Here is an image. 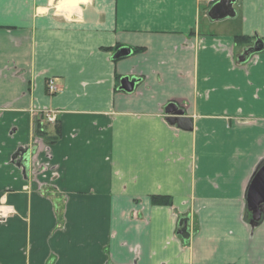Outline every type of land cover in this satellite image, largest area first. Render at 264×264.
<instances>
[{"label": "crops", "instance_id": "1", "mask_svg": "<svg viewBox=\"0 0 264 264\" xmlns=\"http://www.w3.org/2000/svg\"><path fill=\"white\" fill-rule=\"evenodd\" d=\"M72 1L0 0V264H264V0Z\"/></svg>", "mask_w": 264, "mask_h": 264}, {"label": "water", "instance_id": "2", "mask_svg": "<svg viewBox=\"0 0 264 264\" xmlns=\"http://www.w3.org/2000/svg\"><path fill=\"white\" fill-rule=\"evenodd\" d=\"M237 0H220L214 4L208 15L212 20H220L228 17H235L237 11L234 8V4ZM264 51V39L256 37L254 44L247 47L242 54L238 56L240 62H246L250 57L255 54ZM132 53L129 47H121L115 53L114 58H121L128 56ZM138 78L133 76H125L120 80V89L132 92L138 82ZM166 113L169 115L168 121L172 124L178 123L180 127L185 130H191L193 128V121L186 116L184 109L180 108L176 103H170L166 107ZM247 203L249 209L253 212V219L259 222L262 219L264 213V165L256 172L254 178L248 189ZM182 226L180 233L184 238L189 237L188 228L185 220L180 221Z\"/></svg>", "mask_w": 264, "mask_h": 264}, {"label": "trees", "instance_id": "3", "mask_svg": "<svg viewBox=\"0 0 264 264\" xmlns=\"http://www.w3.org/2000/svg\"><path fill=\"white\" fill-rule=\"evenodd\" d=\"M254 41V37H250V36H244V35H236L235 36V42L237 45H251L252 42ZM141 49H136V51H140ZM38 132H41L42 135L45 136V132H43L42 130H40V128L43 126L42 124L39 123L38 125ZM41 126V127H40ZM58 136V135H57ZM57 136H49L47 137L48 141H55L57 139ZM152 202L156 205H172V199L169 196H165V195H155L152 197Z\"/></svg>", "mask_w": 264, "mask_h": 264}, {"label": "built area", "instance_id": "4", "mask_svg": "<svg viewBox=\"0 0 264 264\" xmlns=\"http://www.w3.org/2000/svg\"><path fill=\"white\" fill-rule=\"evenodd\" d=\"M219 1L220 0H206L208 5L216 4ZM47 88H48V93L50 95H53V94L57 93L60 90V86L56 83L55 79H53V78H50L48 80ZM39 120L41 122L48 121V122L55 123V122L58 121L57 113L55 111H43L40 114Z\"/></svg>", "mask_w": 264, "mask_h": 264}, {"label": "rangeland", "instance_id": "5", "mask_svg": "<svg viewBox=\"0 0 264 264\" xmlns=\"http://www.w3.org/2000/svg\"><path fill=\"white\" fill-rule=\"evenodd\" d=\"M208 21H209V20H205L204 23H203V26H204L206 23H208ZM222 21H223V20H219L218 22L215 21L216 23H215V22H214V23H215L216 25H218V24L222 23ZM226 21H229V20H226ZM226 21H223V23L226 22ZM206 25H207V24H206ZM255 40H256V39H254V41L252 42V44H254ZM237 46L239 47L240 51H242L243 49H246L247 47H249V45H245V44H243V45H237ZM59 86H60V85H59ZM55 123H56V122H55Z\"/></svg>", "mask_w": 264, "mask_h": 264}, {"label": "bare ground", "instance_id": "6", "mask_svg": "<svg viewBox=\"0 0 264 264\" xmlns=\"http://www.w3.org/2000/svg\"><path fill=\"white\" fill-rule=\"evenodd\" d=\"M73 2L72 0H64V3H70Z\"/></svg>", "mask_w": 264, "mask_h": 264}, {"label": "flooded vegetation", "instance_id": "7", "mask_svg": "<svg viewBox=\"0 0 264 264\" xmlns=\"http://www.w3.org/2000/svg\"><path fill=\"white\" fill-rule=\"evenodd\" d=\"M252 45V44H251ZM250 46V45H249ZM252 217H253V214H252Z\"/></svg>", "mask_w": 264, "mask_h": 264}]
</instances>
